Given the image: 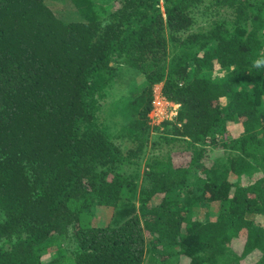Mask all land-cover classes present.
Listing matches in <instances>:
<instances>
[{
  "label": "trees",
  "instance_id": "trees-1",
  "mask_svg": "<svg viewBox=\"0 0 264 264\" xmlns=\"http://www.w3.org/2000/svg\"><path fill=\"white\" fill-rule=\"evenodd\" d=\"M159 82L179 107L148 139ZM0 240V264H264V0H0Z\"/></svg>",
  "mask_w": 264,
  "mask_h": 264
},
{
  "label": "rangeland",
  "instance_id": "rangeland-1",
  "mask_svg": "<svg viewBox=\"0 0 264 264\" xmlns=\"http://www.w3.org/2000/svg\"><path fill=\"white\" fill-rule=\"evenodd\" d=\"M143 86H144L143 76L139 72H135L133 75V82L130 88L128 89V91L130 92V94H134L135 96H137L141 92ZM161 88H162L161 82L153 84L151 88L152 97L150 100V107L145 114L146 124L148 126V129H147L148 139H151L153 136H156V135H166L165 128L162 125L163 121L167 120L170 122H174L175 117L177 115L179 105L177 103L166 100L161 94ZM123 91L125 92L126 89H123ZM221 101L224 102L223 99ZM227 130H228V134L232 136H237L242 131V128L240 124L238 123V124H231L227 128ZM150 142L151 141L148 140L147 145L144 146L145 151H149ZM181 145L182 144L179 145L177 141L173 143L174 148L171 151V155L175 159L174 161L176 164H179L180 161H184L183 159L187 160L191 156V151L188 149L181 150V147L183 148V146ZM166 146L167 145L165 143H161L155 149L163 148V150L165 151ZM205 149L209 150V154H212L214 152V150L209 147ZM260 176H262L261 172H257L255 174V178L260 177ZM158 197H161V195H159ZM158 201H159V198L157 197H154L152 200V202L154 203H157ZM217 210H218L217 204L212 203L211 206H209L207 209H204V208L201 209V211L198 213V218L199 220H205L203 218H206V217L211 218L215 216ZM111 217H112V209L110 207L100 206L97 209H95L94 215L90 219V224L92 226H104L110 222ZM1 244H2V241L0 240V245ZM45 256H48V255H45ZM245 260L249 262L250 257H248Z\"/></svg>",
  "mask_w": 264,
  "mask_h": 264
}]
</instances>
